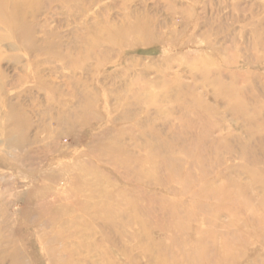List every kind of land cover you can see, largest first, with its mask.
Segmentation results:
<instances>
[{
	"label": "rangeland",
	"instance_id": "rangeland-1",
	"mask_svg": "<svg viewBox=\"0 0 264 264\" xmlns=\"http://www.w3.org/2000/svg\"><path fill=\"white\" fill-rule=\"evenodd\" d=\"M0 264H264V0H0Z\"/></svg>",
	"mask_w": 264,
	"mask_h": 264
}]
</instances>
